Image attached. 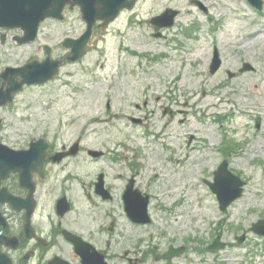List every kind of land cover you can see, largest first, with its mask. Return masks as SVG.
I'll return each instance as SVG.
<instances>
[{"label": "rangeland", "instance_id": "obj_1", "mask_svg": "<svg viewBox=\"0 0 264 264\" xmlns=\"http://www.w3.org/2000/svg\"><path fill=\"white\" fill-rule=\"evenodd\" d=\"M190 1L140 0L110 27L99 49L67 63L58 80L26 88L0 117L27 136L45 135L58 146L80 141L120 156L85 165L92 173L104 169L111 179L136 174L130 171L135 163L138 183L152 199L153 245L166 249L176 239H194L199 244L192 247L204 250L221 236L228 248L201 253L195 264H264V237L251 232L264 219V9L258 12L248 0H200L209 9L204 13ZM167 7L181 15L154 38L158 30L149 21ZM65 15L64 21L47 20L30 45L18 46L12 37L22 32L8 31L7 43H0V72L44 59V45L56 58L68 54L63 41L80 37L86 23L79 8ZM215 49L222 66L212 75ZM245 63L254 70L240 73ZM158 97L190 115L168 123L153 102ZM144 100L150 106L138 111L135 105ZM130 115L149 118L139 126ZM223 157L246 182L243 196L225 212L206 184ZM244 235L239 245L236 238Z\"/></svg>", "mask_w": 264, "mask_h": 264}, {"label": "flooded vegetation", "instance_id": "obj_2", "mask_svg": "<svg viewBox=\"0 0 264 264\" xmlns=\"http://www.w3.org/2000/svg\"><path fill=\"white\" fill-rule=\"evenodd\" d=\"M102 32L95 28L97 37ZM158 105L163 111L168 107ZM135 107L148 108L149 102ZM107 108L111 109L110 101ZM179 114L189 111H174V117ZM137 119L144 126L147 117ZM41 138L47 141L38 143ZM34 145L38 149L24 163L9 157L4 149L25 153ZM73 145L58 146L45 136H27L12 130L0 117V264H195L201 253H207L192 247L193 242L199 244L194 239H176L166 249L153 245L152 201L149 224L137 222L126 205V197L131 203L138 199L136 190L149 195L138 183L135 163L130 171L136 174L119 172L111 179L104 169L95 174L85 165L118 161L119 155L111 158L112 151L99 149L101 156L93 158L89 156L92 149L80 142L78 155L60 157L70 154ZM83 154L88 157H80ZM172 248L175 257L164 260Z\"/></svg>", "mask_w": 264, "mask_h": 264}, {"label": "water", "instance_id": "obj_3", "mask_svg": "<svg viewBox=\"0 0 264 264\" xmlns=\"http://www.w3.org/2000/svg\"><path fill=\"white\" fill-rule=\"evenodd\" d=\"M259 11L263 9L262 0H249ZM135 0H0V35L2 43L6 41V34L1 32L2 28L22 29L25 32L23 37H17L15 40L19 44H26L36 39L40 23L46 18L63 19L62 11L67 4L72 7L78 5L81 7L83 18L88 24L87 32L78 40L67 39L64 43L65 47L71 48L72 55L68 59L72 62H77L90 50L89 42L92 39L94 26L98 20H103L105 27L111 20H114L119 12L124 9L133 8ZM205 12L207 9L199 2L195 1ZM179 12L169 9L161 16L153 19V23L159 27H171L174 24L175 18ZM96 44V43H95ZM48 51V50H47ZM63 61H53L48 58L44 63L39 64L33 62L23 68H7L0 78L9 84V87L4 92L0 90V106L6 102H12L13 94L22 90L24 84H44L51 79L56 78L60 65ZM221 65L218 52H215V59L211 67V72L215 73ZM250 65H245L242 72L251 70ZM22 78L21 82H17L18 77ZM232 77L234 75H231ZM11 152V151H9ZM11 152L9 157L24 163V160L30 157V153ZM94 156H99V153L93 152ZM32 158V157H31ZM35 158V157H34ZM228 163L224 162L219 171L215 174L214 183H209L212 191L218 196L221 209L223 211L243 194L245 183L237 176L233 175L228 169ZM136 197L134 203H131L126 197L127 209L133 212L137 222H149L147 215V205L149 198H143L141 202L138 191H135ZM131 206H134L132 208ZM253 231L264 236V220L254 224ZM240 242L243 239H239ZM225 248V244L220 243V238L216 240L209 250L218 252ZM172 255L170 254L169 257Z\"/></svg>", "mask_w": 264, "mask_h": 264}, {"label": "bare ground", "instance_id": "obj_4", "mask_svg": "<svg viewBox=\"0 0 264 264\" xmlns=\"http://www.w3.org/2000/svg\"><path fill=\"white\" fill-rule=\"evenodd\" d=\"M202 156V155H201ZM149 166V165H148ZM155 167V166H154ZM179 191V190H178ZM194 197V196H193Z\"/></svg>", "mask_w": 264, "mask_h": 264}]
</instances>
